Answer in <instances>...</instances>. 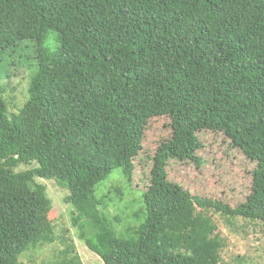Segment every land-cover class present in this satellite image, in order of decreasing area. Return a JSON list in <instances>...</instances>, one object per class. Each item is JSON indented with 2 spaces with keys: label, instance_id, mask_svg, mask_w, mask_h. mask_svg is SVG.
Listing matches in <instances>:
<instances>
[{
  "label": "trees",
  "instance_id": "trees-1",
  "mask_svg": "<svg viewBox=\"0 0 264 264\" xmlns=\"http://www.w3.org/2000/svg\"><path fill=\"white\" fill-rule=\"evenodd\" d=\"M24 41L38 45L35 70L10 118L0 85V264L53 241L35 179L68 193L78 239L103 264H224L212 214L264 225V0H0V55ZM161 117L143 219L117 237L96 187L115 170L130 184ZM205 133L251 166L235 207L169 179L172 162L206 164Z\"/></svg>",
  "mask_w": 264,
  "mask_h": 264
},
{
  "label": "rangeland",
  "instance_id": "rangeland-1",
  "mask_svg": "<svg viewBox=\"0 0 264 264\" xmlns=\"http://www.w3.org/2000/svg\"><path fill=\"white\" fill-rule=\"evenodd\" d=\"M55 35L49 33L45 44L50 45ZM44 44V46H45ZM21 51L14 56L8 52L0 55V85L4 89L3 99L7 104V116L16 115L27 101V87L35 70L33 60L37 58L35 41L21 43ZM33 73V74H32ZM167 118H155L148 122L142 142L140 157L134 160V173L130 184L123 181L119 170L98 184L96 196L103 200L102 209L112 221L117 237L126 229L137 227L143 217L134 218L140 211V193L146 188V177L151 168V157L162 140L169 136ZM203 148L198 154L206 164L198 168L193 165L170 163L169 179L181 184L191 194L211 199H221L231 207L243 202L249 194L250 180L246 171L250 164L234 151L228 150L223 137L205 133L199 137ZM226 151L230 154H226ZM35 167L19 166L16 171ZM44 186L50 202V210L40 219L41 226H51V243L38 244L19 256L21 264H103L78 239L77 229L71 222L72 208L64 203L67 192L53 182L35 179ZM216 233L223 241L220 258L224 264H264V225L240 218L225 219L211 215ZM117 218V220H116Z\"/></svg>",
  "mask_w": 264,
  "mask_h": 264
}]
</instances>
